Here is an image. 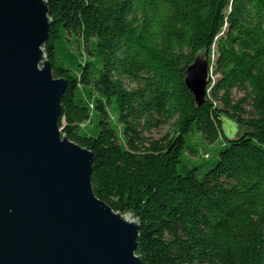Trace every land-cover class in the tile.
I'll return each mask as SVG.
<instances>
[{"label": "trees", "instance_id": "16d2710c", "mask_svg": "<svg viewBox=\"0 0 264 264\" xmlns=\"http://www.w3.org/2000/svg\"><path fill=\"white\" fill-rule=\"evenodd\" d=\"M46 1L62 134L93 154L96 197L140 223L142 264H264V0ZM200 53L197 105L185 78ZM224 119L243 134L227 139Z\"/></svg>", "mask_w": 264, "mask_h": 264}, {"label": "water", "instance_id": "95a60500", "mask_svg": "<svg viewBox=\"0 0 264 264\" xmlns=\"http://www.w3.org/2000/svg\"><path fill=\"white\" fill-rule=\"evenodd\" d=\"M50 26L46 0H0V264H142L140 223L96 197L93 154L62 134ZM211 76L200 53L185 78L197 105Z\"/></svg>", "mask_w": 264, "mask_h": 264}, {"label": "rangeland", "instance_id": "374dc122", "mask_svg": "<svg viewBox=\"0 0 264 264\" xmlns=\"http://www.w3.org/2000/svg\"><path fill=\"white\" fill-rule=\"evenodd\" d=\"M58 49L62 52L63 56L68 55L71 58L70 66H73L76 62H79L82 60V58L79 56L78 44H77L76 40H71L65 34L62 36L61 41L58 43ZM85 57H87V53H86ZM212 60H214L213 57H212ZM111 113L114 116H116L114 106L111 107ZM97 122H98V114L95 113L94 124L96 125ZM114 123L115 122H113V125H114ZM222 131H223V134L225 135V137L229 140L236 139L237 137H239L243 134L242 132L239 131V129L237 128V125L234 122H232L230 120H226V119L223 120ZM169 132H170L169 128H163V129H160L158 131H155L152 134V137L154 139H159V138L163 137L164 135L168 134ZM190 140H191V142H195V141L198 142L204 148V150L205 149L207 150L210 147L209 145L204 144L202 142V139L198 136V134L196 132H193L189 136V141ZM221 140L223 141V139H221ZM216 160H217V157L215 156L214 158H212V160L210 162H208L206 164L205 169L210 168L215 163Z\"/></svg>", "mask_w": 264, "mask_h": 264}]
</instances>
